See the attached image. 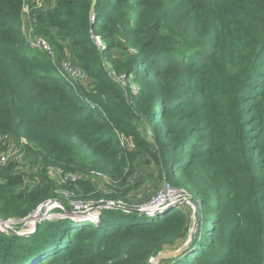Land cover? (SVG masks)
Segmentation results:
<instances>
[{"label": "trees", "instance_id": "obj_1", "mask_svg": "<svg viewBox=\"0 0 264 264\" xmlns=\"http://www.w3.org/2000/svg\"><path fill=\"white\" fill-rule=\"evenodd\" d=\"M21 12L0 0V135L24 140L32 164L0 172V221L27 219L60 190L91 191L52 168L116 179L146 162L200 210L189 246L161 264H264V0H55L40 21L57 30L54 49L73 42L88 87L31 47ZM116 49L135 53L121 65ZM107 63L133 77L129 100ZM61 203L30 235L0 231V264H151L195 225L187 203L106 208L96 222Z\"/></svg>", "mask_w": 264, "mask_h": 264}, {"label": "rangeland", "instance_id": "obj_2", "mask_svg": "<svg viewBox=\"0 0 264 264\" xmlns=\"http://www.w3.org/2000/svg\"><path fill=\"white\" fill-rule=\"evenodd\" d=\"M52 10L53 9L47 10L42 14H38L39 16L37 19H35V21H31L29 23V26H25L23 28V31L19 29V32H24L28 37L29 42L37 37H45L53 45L56 41L55 39L57 30L50 28L48 24L40 21L41 15ZM34 14H36L35 11H32L30 17L32 18V15ZM96 40L98 41V38H96ZM97 44L99 45V47H102L104 49L101 40H99ZM134 53L135 52L133 51V49H116L112 52V58L121 63V65H125V60L128 59V55ZM48 58L54 63V65L57 66L58 69H60L66 63L70 64L73 67H79L78 61L75 57V47L73 46L72 41L69 42L67 46L63 47V49L56 48L54 50V54L48 55ZM106 68L109 70L116 83L123 90V94L125 95V97L129 100L131 95L135 94L138 90V86L133 80V77L129 78L122 73H118L109 63L106 64ZM82 84H84L85 86H89L88 78H86V80H83ZM120 140L121 143L124 146L128 147L129 150H132L134 148L133 141L130 138L121 136ZM29 164H32L31 161H29ZM32 167H34V165H32ZM85 174L92 176L90 182L92 189L87 193L80 192V194L77 195L78 200L80 201L96 202V200L99 198L100 203H115L117 209H122L124 211L130 212L135 210H147L146 207H148L150 203L155 201L157 197L163 193L164 189L168 187L170 188L171 192H168L166 197L167 200H165V203H162L163 205L159 207L160 210L164 207V209L166 210V208L171 205L181 207L183 203H187V205L191 204L189 198H185L182 194H179L178 191L172 189L167 182H163L159 178L158 170L154 164L138 162L136 164V172L134 174H130V171L127 168L124 169L123 172H120L119 176H116V179L110 177L104 172H100L97 170H91ZM103 209L106 208L102 207L101 210ZM71 210L73 212H82L74 211L73 208H71ZM101 210H95L94 212H101ZM100 212L97 213L98 216ZM46 217L54 218L57 217V214L49 212L46 214ZM75 220L80 221L78 219ZM194 224L195 225L193 226L191 234L196 231V222ZM7 227L13 229L14 232L10 233H13L15 235L26 236L29 233L28 227L25 224L18 227V224L7 223ZM0 231L9 233V230H5L1 224ZM168 253L173 252L170 251ZM153 264H161V262H153Z\"/></svg>", "mask_w": 264, "mask_h": 264}, {"label": "built area", "instance_id": "obj_3", "mask_svg": "<svg viewBox=\"0 0 264 264\" xmlns=\"http://www.w3.org/2000/svg\"><path fill=\"white\" fill-rule=\"evenodd\" d=\"M22 1V20L23 24L25 26H29V23L31 21H35V19L38 18V14H42L46 12L47 10L54 9L55 7V0H21ZM32 11H35L36 14L32 15V18L30 17V14ZM96 42H99L96 40ZM59 43L62 46H67L68 41H60ZM31 47L39 50L47 55H53L54 54V47L52 46L51 42L45 38V37H37L35 39H32L30 42ZM60 73L63 75H68L75 81L82 83L83 80H86L87 74L85 71H83L79 67H73L70 64L66 63L59 69ZM22 140L19 142L17 139L13 138L10 135H0V172L3 171L9 164L13 163L16 165L17 170H20L22 172H27L30 170V164L27 159L26 152L24 148L22 147ZM51 175L57 179L61 184H70V183H76L80 180H88L92 179V176L87 174H79V173H71V172H65L60 168H52L50 169ZM94 174V173H93ZM26 185L29 184L28 179H26ZM170 191V188H165L163 193L160 194L155 201L150 203L146 209L155 208L158 206H162L165 203V200H167V194ZM58 195L60 196V199H55L48 201L44 205H42L37 211L45 212L44 216L37 219V221L41 222L42 220L49 219L50 217H46V214L49 212H52L55 208H63L62 200H64L70 208H73L74 211H89L91 209L95 210H101L102 207L105 208H116L115 203H107L102 204L99 202H93V201H80L78 200L77 195L75 192L70 190H60L58 192ZM185 198H189V196H184ZM163 203V204H162ZM168 206V205H167ZM165 208V207H164ZM164 208L159 209V212L165 210ZM167 209V208H166ZM67 212V211H66ZM100 212V211H98ZM98 212H94L92 214V217H90L88 220L96 222L98 220ZM97 214V215H96ZM66 216V213L64 214ZM100 215V213H99ZM86 220V221H88ZM10 224H16L15 221L7 222Z\"/></svg>", "mask_w": 264, "mask_h": 264}, {"label": "water", "instance_id": "obj_4", "mask_svg": "<svg viewBox=\"0 0 264 264\" xmlns=\"http://www.w3.org/2000/svg\"><path fill=\"white\" fill-rule=\"evenodd\" d=\"M90 16H91V19L94 18V8L92 9ZM189 201L194 208V218H195V222H196L195 228H197L199 223H200V210H199L198 205L195 202H193L191 199ZM159 207L160 206L155 207V208H151V209H147V210H135V212L140 214V215H153V214L158 212ZM95 209H91L89 211H84V212H73L72 210H70V211L67 210L66 216L68 215L71 218L78 219L80 221H86L90 217H92V214L94 213ZM38 213L39 212L36 211L33 215H31L27 219H25L23 221H19L16 224H18V225L20 224V226L25 224L28 227V232H29L27 235H29V234L36 231V229L40 223L39 221H37ZM44 214H45L44 211L41 212V217L44 216ZM0 224L2 225V227L5 230H7V231L9 230V232H14L13 229H10L7 227V223L0 221ZM194 235H195V232L193 234H191L189 240L185 243V245L181 249H179L178 251H175L173 253L165 252V253L159 254L152 260L151 264H153V262L158 263V262H161L164 260H170V259H173V258L179 256L180 254H182L184 252V250H186V248L189 246L191 241L193 240Z\"/></svg>", "mask_w": 264, "mask_h": 264}, {"label": "bare ground", "instance_id": "obj_5", "mask_svg": "<svg viewBox=\"0 0 264 264\" xmlns=\"http://www.w3.org/2000/svg\"><path fill=\"white\" fill-rule=\"evenodd\" d=\"M40 217H41V212L38 213V215H37V219H39Z\"/></svg>", "mask_w": 264, "mask_h": 264}]
</instances>
